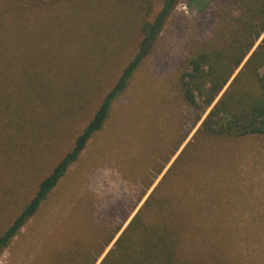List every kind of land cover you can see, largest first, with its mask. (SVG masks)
Listing matches in <instances>:
<instances>
[{
  "label": "rangeland",
  "instance_id": "1",
  "mask_svg": "<svg viewBox=\"0 0 264 264\" xmlns=\"http://www.w3.org/2000/svg\"><path fill=\"white\" fill-rule=\"evenodd\" d=\"M69 1L67 12H61L62 7L56 10L63 18L58 20L59 28L52 33L47 30L44 39H38L35 54L27 49L37 73L45 74L32 88L30 84L24 90L19 87L35 104L38 115L24 110L27 118H37L20 133L19 149L0 159V233L70 150L136 53L142 15L152 19L162 4V0ZM72 8L76 18L70 16ZM34 11L29 18L30 28H36L33 33L44 16ZM236 16L232 0H179L125 93L113 104L103 129L3 252L0 264H40L47 245L59 248L85 225H99L97 218L105 217L109 205L138 204L125 228L183 148L196 140L191 160L161 183L177 191L182 204L194 208L187 250L205 257L215 253L220 264H264V137L195 139L209 110L192 129L178 89V77L191 48L222 44L235 29ZM10 30L0 40L6 45L5 49L0 46L5 55L11 54L18 36L17 27ZM21 74L19 84L23 86L25 76L32 77V73L29 69ZM39 91L37 97L34 93ZM24 104L16 109L29 105ZM16 191L20 193L13 199ZM111 247L112 243L97 264Z\"/></svg>",
  "mask_w": 264,
  "mask_h": 264
},
{
  "label": "trees",
  "instance_id": "2",
  "mask_svg": "<svg viewBox=\"0 0 264 264\" xmlns=\"http://www.w3.org/2000/svg\"><path fill=\"white\" fill-rule=\"evenodd\" d=\"M232 1L237 10L234 18L235 29L218 46L202 43L192 47L178 77L182 103L188 111L185 119L191 120L192 129L209 110L194 135L195 139L202 141L264 137V0ZM178 2L179 0H162L159 11L150 20L142 15L141 38L136 53L122 69L116 83L104 95L91 119L75 137L70 150L40 180L33 196L0 233V256L40 212L43 202L65 176L69 167L79 159L89 141L103 129L113 104L125 93L132 76L151 52ZM70 4L72 2L69 0H0V40L13 27H17L18 35L10 55L0 52V159H7L19 149L17 139L20 133L38 115L35 104L22 95L23 91L19 89L22 87L24 90L29 84L30 89L31 84L41 83L39 76L45 74L37 73L35 62L29 59L27 49L35 54L38 39H44L42 36H45L47 30L52 33L53 29L60 26L58 20L63 18H60L56 10L62 7L61 12H67ZM146 4V1L142 2L143 9ZM32 10H35L34 13L44 12L37 26L38 31L34 33L36 28H30L29 23V18L34 16ZM70 16L76 18L73 8ZM0 46L6 48L1 42ZM12 68H16L18 72L11 73ZM29 69L32 77L24 74L25 81L22 86L19 84L23 76L21 70L28 73ZM49 82L48 89L52 85V81ZM226 85L228 86L224 90ZM34 94L39 97L40 91ZM23 102L24 105L29 104L27 108L16 109ZM24 110L33 114L37 111V115L27 118ZM5 125L12 127L13 131L8 132ZM197 143L196 140V143H189L183 148L166 172L167 175L162 177L163 180L167 176H173V172L180 171L181 166L191 160ZM161 183L155 187L125 228L124 224L138 204H111L107 207L104 218L97 215L100 222L99 225L95 223L100 227H96L95 223L94 226L85 225L78 235L67 239L61 247L47 245L40 264H97L111 243L112 247L99 264H220L215 253L205 257L202 254L196 256V253L187 250V236L193 229L190 222L194 208L192 204H189L191 207L182 204V196L174 189L162 187ZM17 193L20 191L14 193L13 199ZM144 196L145 193L137 203Z\"/></svg>",
  "mask_w": 264,
  "mask_h": 264
}]
</instances>
